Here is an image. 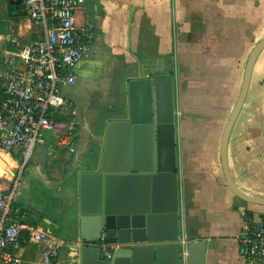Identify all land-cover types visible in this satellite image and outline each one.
I'll return each mask as SVG.
<instances>
[{
	"label": "crops",
	"instance_id": "crops-1",
	"mask_svg": "<svg viewBox=\"0 0 264 264\" xmlns=\"http://www.w3.org/2000/svg\"><path fill=\"white\" fill-rule=\"evenodd\" d=\"M83 6L78 22L92 23L96 39L78 67L77 84L65 92L76 103L78 151L52 157L46 147L36 149L29 178L19 184L12 222L42 228L63 243L52 264H78L80 174L101 161L108 124L128 119L129 82L172 74L183 240L207 243L205 264H252L240 242L245 214L260 216L264 206L231 192L221 148L249 60L264 39V0H83ZM107 103L108 118L94 128ZM184 116L208 118L198 128L207 134L203 140L186 139L193 127L179 120ZM228 161L236 186L264 199V50L230 137ZM157 234L155 246L169 244L164 227ZM43 249L25 241L18 252L22 264H44Z\"/></svg>",
	"mask_w": 264,
	"mask_h": 264
},
{
	"label": "water",
	"instance_id": "water-1",
	"mask_svg": "<svg viewBox=\"0 0 264 264\" xmlns=\"http://www.w3.org/2000/svg\"><path fill=\"white\" fill-rule=\"evenodd\" d=\"M23 0H9L22 6ZM264 39L248 63L239 101L226 127L222 166L228 187L241 200L264 206L263 198L243 193L230 172L228 147L246 101ZM130 115L108 124L101 161L80 174V231L74 249L78 264H205L207 243L184 242L180 226L174 76L131 80ZM93 169V170H92ZM166 246H155L160 227ZM101 243L118 246L110 259Z\"/></svg>",
	"mask_w": 264,
	"mask_h": 264
},
{
	"label": "built area",
	"instance_id": "built-area-1",
	"mask_svg": "<svg viewBox=\"0 0 264 264\" xmlns=\"http://www.w3.org/2000/svg\"><path fill=\"white\" fill-rule=\"evenodd\" d=\"M22 5L28 19L42 29V38L24 47L14 41L17 51L6 50L0 149L18 153L27 164L41 146L52 157L77 153L80 122L76 103L65 92L77 84L78 67L91 52L97 30L92 23L78 22L83 0H23ZM18 185L8 192L0 189V264H22L18 252L25 241L44 245L43 262L52 264L63 243L42 228L12 222ZM240 242L250 263L264 264V214H245ZM117 248L99 245L106 259Z\"/></svg>",
	"mask_w": 264,
	"mask_h": 264
},
{
	"label": "rangeland",
	"instance_id": "rangeland-1",
	"mask_svg": "<svg viewBox=\"0 0 264 264\" xmlns=\"http://www.w3.org/2000/svg\"><path fill=\"white\" fill-rule=\"evenodd\" d=\"M2 7L0 8V25L6 23L7 28L0 26V89H2L1 84L4 82L6 74V61H7V45L11 42L17 41L21 47L28 45L31 42H36L40 39V29L37 26L30 28L28 20H23L20 22L7 21L3 16V11L5 10L4 4L7 3L5 0L2 2ZM75 87V86H73ZM117 105V102H113ZM103 105V104H102ZM104 106V105H103ZM109 106L103 107L101 111L98 112V116L95 122L91 123L94 128L99 129L103 124L104 120L109 116ZM179 120L184 124L192 126L190 132L185 134L186 139L192 140H203V137L207 134L199 132L200 126L203 128L206 125L208 118L202 117H179ZM205 138V137H204ZM0 156L7 163V165L12 168V172L9 167L0 159V189L4 192H8L16 187V184L25 181L29 178L28 171L30 170V162L25 164L22 157L18 153H12L11 158L0 151ZM36 156V154H35ZM13 159V160H12ZM33 160V159H32ZM7 171L11 174L8 175ZM19 180V181H18ZM19 186V185H18ZM19 187H17L18 189ZM21 190H19L20 192Z\"/></svg>",
	"mask_w": 264,
	"mask_h": 264
},
{
	"label": "trees",
	"instance_id": "trees-1",
	"mask_svg": "<svg viewBox=\"0 0 264 264\" xmlns=\"http://www.w3.org/2000/svg\"><path fill=\"white\" fill-rule=\"evenodd\" d=\"M6 1H7L6 3L7 8L3 11L2 17H4L7 21L20 22L28 18L26 12L23 9V5L22 6H12L9 0H5V2ZM2 5L3 4L0 3V8L2 7ZM0 26L7 28L6 23H2ZM7 50H9V52H15L17 51V46L10 42L7 45ZM3 99H4L3 91L0 89V103Z\"/></svg>",
	"mask_w": 264,
	"mask_h": 264
}]
</instances>
